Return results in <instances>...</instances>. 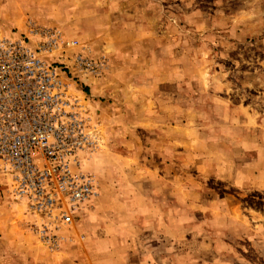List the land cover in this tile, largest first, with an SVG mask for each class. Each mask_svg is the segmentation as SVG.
Here are the masks:
<instances>
[{
    "label": "rangeland",
    "instance_id": "374dc122",
    "mask_svg": "<svg viewBox=\"0 0 264 264\" xmlns=\"http://www.w3.org/2000/svg\"><path fill=\"white\" fill-rule=\"evenodd\" d=\"M31 26L100 63L68 73L98 195L48 244L0 174V264H264V0H0V34Z\"/></svg>",
    "mask_w": 264,
    "mask_h": 264
},
{
    "label": "built area",
    "instance_id": "2783aa9c",
    "mask_svg": "<svg viewBox=\"0 0 264 264\" xmlns=\"http://www.w3.org/2000/svg\"><path fill=\"white\" fill-rule=\"evenodd\" d=\"M29 32L41 39L32 44L27 35L0 34V174L39 240L54 244L66 240L59 233L79 226L98 195L86 165L100 128L85 99L73 93L68 73L98 74L100 63L74 52L66 70L51 57L56 47L77 42L37 26Z\"/></svg>",
    "mask_w": 264,
    "mask_h": 264
}]
</instances>
